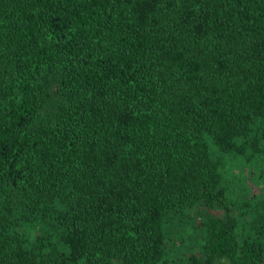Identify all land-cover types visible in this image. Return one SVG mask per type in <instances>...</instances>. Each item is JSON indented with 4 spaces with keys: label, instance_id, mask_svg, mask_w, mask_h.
Segmentation results:
<instances>
[{
    "label": "trees",
    "instance_id": "obj_1",
    "mask_svg": "<svg viewBox=\"0 0 264 264\" xmlns=\"http://www.w3.org/2000/svg\"><path fill=\"white\" fill-rule=\"evenodd\" d=\"M240 161L264 0H0V264H264Z\"/></svg>",
    "mask_w": 264,
    "mask_h": 264
},
{
    "label": "rangeland",
    "instance_id": "obj_2",
    "mask_svg": "<svg viewBox=\"0 0 264 264\" xmlns=\"http://www.w3.org/2000/svg\"><path fill=\"white\" fill-rule=\"evenodd\" d=\"M230 165L231 167L229 166L230 169L227 171L228 196L233 198L237 205L233 212H228V215L232 216L235 212L239 216L238 207L242 206L244 211L246 210L245 213L251 214L246 208L249 205L252 208L254 206L259 210V213L264 214V183L259 177V170L244 163V161H240L239 164L230 163ZM247 200H249L248 203ZM244 216L246 217V215Z\"/></svg>",
    "mask_w": 264,
    "mask_h": 264
}]
</instances>
